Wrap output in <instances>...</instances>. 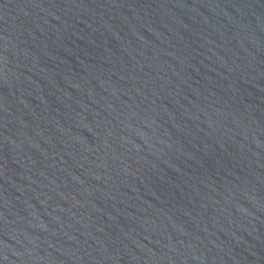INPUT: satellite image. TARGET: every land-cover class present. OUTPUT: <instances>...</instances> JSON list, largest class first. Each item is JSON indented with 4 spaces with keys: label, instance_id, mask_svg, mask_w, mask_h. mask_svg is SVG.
Instances as JSON below:
<instances>
[{
    "label": "water",
    "instance_id": "water-1",
    "mask_svg": "<svg viewBox=\"0 0 264 264\" xmlns=\"http://www.w3.org/2000/svg\"><path fill=\"white\" fill-rule=\"evenodd\" d=\"M0 264H264V0H0Z\"/></svg>",
    "mask_w": 264,
    "mask_h": 264
}]
</instances>
